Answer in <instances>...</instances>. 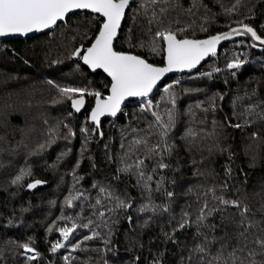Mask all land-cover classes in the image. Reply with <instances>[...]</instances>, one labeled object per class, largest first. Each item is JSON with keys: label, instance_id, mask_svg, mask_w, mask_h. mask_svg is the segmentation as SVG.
<instances>
[{"label": "snow or ice", "instance_id": "snow-or-ice-1", "mask_svg": "<svg viewBox=\"0 0 264 264\" xmlns=\"http://www.w3.org/2000/svg\"><path fill=\"white\" fill-rule=\"evenodd\" d=\"M219 7L221 13H212L203 0H191L186 9L181 0H0V37L26 36L35 32L44 33L49 39H56L58 35L61 41H66L62 46L67 52L65 58L74 62V73L82 74V66H86L93 73L98 69L103 70L107 78L102 89L92 87L91 81L84 86L47 81L55 93L50 104H70L72 111L68 112L69 117L73 112L80 113L86 107V98L92 100L84 123L79 127L83 139L79 158L72 170L74 184L64 197L61 214L46 228V233H58L59 236L50 242L48 251L52 254L61 249L67 251L62 257L63 264H79V258L73 255L77 251L115 254L113 238L119 231L121 219L126 220L129 225L134 222V216L129 213H135L136 225L141 229L147 228L156 216L171 213V202L176 194L169 191L167 185H174L176 181L164 173L169 169L176 171L166 161L180 147L173 135L181 115L178 107L179 94L175 91L181 81L177 79L164 85L159 99H154L155 90L166 74L192 73L206 58L217 57L218 45L222 41L246 37L249 43L245 45L241 41L238 47L264 48V23L259 25L258 30L246 22L254 18L253 9L246 0H234L228 6L219 3ZM242 8H246L247 12H242ZM200 9H204L205 14L199 17L200 24L197 25L195 17ZM170 10H179L189 19L182 22L179 16L173 18L169 15ZM221 14L228 21L223 26L226 30L209 33L205 24L215 22ZM141 17L145 21L143 25L139 23ZM233 17L238 18L233 20ZM126 20L131 23L122 33ZM197 28L199 32L205 33L203 38H197ZM117 41H120L119 46ZM14 55L19 56L18 53ZM157 57L159 61L156 60ZM19 58L24 60L23 57ZM248 61L247 52L233 53L230 56L226 53L225 69L235 77ZM61 62L53 60L51 63ZM24 63L27 64L28 61L24 60ZM221 71L219 67H212L207 72L198 71L197 76L211 78ZM183 91L187 93L194 90ZM256 94V89H252L251 93L245 91L243 95L233 96L232 116H226L223 122L213 119L210 130H196L191 126L185 128L180 136L183 147L189 152L203 151L202 145L211 141L207 148L209 152H227L229 159H232L235 154L231 152V145L224 147L221 144L222 133L228 129L247 133L244 137L248 141L244 154L249 158V167H255L264 150V135L261 134V128L264 127V99L253 101ZM225 95L213 94L208 98L207 107L203 101L189 105L185 114L193 121L197 117V111L204 114L211 111L214 115L217 100L223 101ZM131 98H138L135 101L138 107L131 113V120L120 129L119 152L114 156L108 151L109 144L104 145L106 161L116 164L115 175L111 177L115 186L113 183L94 180L90 190L76 188L75 185L83 179L76 175V169L89 151V143L97 136L100 139L104 137L101 118H118V114L127 116L124 108L127 103L132 102ZM148 116L151 119L144 120V127H133V123H140L141 117ZM233 120L236 122L233 123ZM44 123L47 125L48 121L45 120ZM61 128L65 130L63 133ZM249 129L254 130L248 132ZM75 136L76 132L72 127L58 121L55 126L47 129L44 142L38 144L29 155H38L58 139L70 142ZM68 151H61L49 167L55 168L67 156ZM87 158L92 161L91 166L95 169L93 158ZM224 172L226 180L219 185V194L215 185L204 188L197 195L198 206L195 213L182 209L178 220L175 216H170L168 223L171 231L162 230L165 243L179 244L175 238L178 231L195 229L193 240L198 242L189 247L187 256L181 255L176 264H264V204L253 211L238 195L236 198H226L224 193L229 189L227 178L232 176L231 167L226 165ZM32 175L31 166L21 167L11 184L22 186L26 178ZM122 177L130 178L134 183H125L120 188ZM43 183L46 182L32 179L26 183V187L34 189ZM129 187L135 189L138 195H131ZM93 190L96 192L94 197L90 194ZM238 192L239 188H234V193ZM157 196H162L163 202L157 203ZM77 201L80 210L75 215H65V209L75 210ZM55 203L50 202L52 205ZM187 207L191 208V205ZM230 208L236 211L225 216L224 213ZM86 210L89 213L87 216L84 215ZM20 211L24 213L29 209L22 207ZM257 212L259 219L256 218ZM215 213H220L221 221H227L235 231L230 234L222 230L223 234L217 236V226L208 223ZM141 216L146 217L142 222L139 220ZM173 221L175 226H172ZM13 222L9 218L7 225L10 226ZM16 223L19 224L20 221ZM80 229L87 230L88 234L73 243L75 233ZM95 241H99L102 247L89 249L88 243ZM34 243L33 237H28L25 242L7 241L6 248H0V261L7 260V251L15 257L23 258V264H39L42 254ZM164 256L165 250L153 254L149 264H164ZM139 259L138 256L134 257L130 264H137ZM49 264L52 262L49 261ZM83 264H88V261ZM103 264H109V261L104 259Z\"/></svg>", "mask_w": 264, "mask_h": 264}, {"label": "trees", "instance_id": "trees-1", "mask_svg": "<svg viewBox=\"0 0 264 264\" xmlns=\"http://www.w3.org/2000/svg\"><path fill=\"white\" fill-rule=\"evenodd\" d=\"M181 1L186 3V0ZM218 1L224 4L234 2V0H203L212 13H221ZM248 6L252 7L254 18L246 22L251 23L259 30V25L264 23V0H254ZM241 11L246 13L247 9L242 8ZM169 15L173 18L179 16L182 22L188 20L186 14L179 10H175V13L170 10ZM237 18L233 17V20ZM143 22L145 23L143 17H141L139 23ZM130 23V20L124 22L122 33L128 28ZM226 23L228 21L221 14L217 16L215 22L205 24V27L209 29V33L214 34L216 31H225L226 28L223 26ZM199 24L200 21H197V25ZM137 32H139V29H137ZM204 35L205 33L199 32L197 28V38H203ZM121 40H123V34L121 35ZM241 41H244L245 45L249 43L247 40H236L225 43L219 48L217 57L208 58L192 73L168 77L155 90L154 99H159L160 90L163 89L164 85L170 84L173 80L177 79L181 81L175 89L179 94L178 107L181 115L178 127L174 129L173 135V139L180 147L166 161L176 171L169 169L164 173L165 176L176 181L174 185H167L168 190L176 194L174 200L171 202V213L156 216L153 222L144 229L137 227L135 213H129L134 216V222L129 225L126 220L121 219L118 225L119 231L113 238V242L116 245L115 254L107 253L102 255L96 251H77L73 255L79 258V264H83L84 261H88V264H103L104 259H107L109 264H130L133 258L137 256L140 257L137 264H149V261L153 259V254L161 250H165L164 264H176L180 256H187V249L195 242H198L193 240L195 229L188 228L178 231L175 238L180 242L179 244H173L172 242L165 243L162 230L163 232L171 231V226L168 223L170 216H175L178 220L182 209L195 213V209L198 206L196 202L197 195L204 191V188L215 185L219 194V185L226 180L224 172L226 165L231 167L232 176L231 178H227L229 189L224 193L225 197L236 198L238 195L241 200L249 204L253 211H256L264 204V150L261 151L260 159L256 166L249 167V158L244 154V147L248 143L244 139L247 133H241L232 129H228L222 133L221 144L224 147L231 145V152L235 154L232 159H229L227 152L221 153L215 150L209 152L207 148L211 144V141L202 145L203 151L193 150L191 152L187 151L183 147V142L180 141V136L183 134L185 128L189 126L196 130L200 128L210 130L213 119L223 122L226 116L231 117V101L233 96L243 95L245 91L251 93L252 89H256L257 94L252 98L253 101L264 99V50L259 52L252 48H240L238 45ZM65 42L61 41L58 35L56 39H49L44 33L27 39L0 41V76L4 72L6 74H16V81L25 79L23 81L31 83L36 95L39 94L42 97H46L44 102L47 105L40 103L41 99L40 101H37L35 97L31 99V106L27 108V112H24L30 113L27 116V122L32 124V114H36L38 111H45L49 115L47 116L48 120L54 121L55 124L53 126L58 121H63L76 132V136L70 142L58 139L55 144L38 155H29V153L36 149L34 148L35 146L44 142L47 134L46 131L50 126H45L40 118H36V123L41 122L39 128H34L32 135L26 136L20 134V132H18L19 134L16 132L19 128H24L25 118L21 114L8 112V116L3 117L2 121H0L10 127L12 130L9 131L11 135L10 139L13 138V141H10L9 137L4 133L3 136L7 137L4 140L8 143L3 142V144H0V248H6V242L9 240L25 242L28 237H33L35 241L34 246L42 254L39 264H49V261L52 264H63L62 257L67 254L65 249L58 250L56 254L48 251L50 242L55 241L59 236L58 233H46V228L48 224L61 214L60 209L64 197L74 184L72 170L76 160L79 158L83 139L79 132V127L84 123L85 116L90 110L92 103L91 98H86V109L79 115L73 112L71 117L68 116V112L72 111L70 104H50V100L55 93L51 87H48L47 90L44 88L46 86L45 83L50 80L47 73L59 70L68 73L74 67V62L66 59V55H55L53 52L52 47L61 48V45ZM116 43L119 46L120 41ZM126 47L127 45H125ZM241 52L248 53L249 61L233 77L230 71L225 69V54L227 53L230 56L233 53ZM14 53H18L19 56H15ZM19 57H23L28 63L25 64L24 60H21ZM53 60H60L62 62L52 64ZM156 60L159 61V58L157 57ZM212 67H219L222 71L213 74L211 78L197 76L198 71L207 72ZM81 76L84 79L83 86L91 81L92 87L102 89L103 84L107 82V78L103 73L97 72L93 74L85 66H82ZM76 78L78 79V77ZM71 84L77 85L76 82H72ZM13 86H15L14 82L11 83L10 81L5 85L3 90H0V100L2 102L8 100L7 97L3 96V92L9 94L8 97L10 99H14L19 95L13 92L18 90V88ZM184 89L194 91L185 93ZM215 93L226 95L223 101L217 100V111L214 115L211 111L207 114L197 111V117L193 121L185 114V110L189 105H194L198 101H203L204 106L207 107L208 98ZM136 100H131L132 102L126 104L124 112L128 113L127 116L119 114L118 118H108L102 121L101 130L104 132V137L100 139L97 136L89 143V151L85 154V158L82 160L79 168L76 169V175L83 177L80 183L75 185L76 188L90 190L94 180L103 183H113L115 186V182L111 181V177L115 175L116 164L106 161L104 145L105 143L109 144L108 151L114 156L119 152L121 142L120 129L131 120V113L138 107L135 103ZM24 102L25 99L22 105ZM36 106L40 108L37 109ZM3 109H8V107H3ZM14 110L18 112V109L14 108ZM2 112L7 111L3 110ZM145 119H151V117H141L140 123H133V127H144ZM232 122L235 123L236 121L233 120ZM252 130L254 129H249L248 132ZM64 131V129L61 130L62 133ZM261 134L264 135V127L261 128ZM23 140L24 143H22ZM69 149L70 151H68ZM61 151H68L67 156L59 161L55 168L49 167L56 161V157ZM88 156H91L95 161V169L92 168V161L87 158ZM26 166H31L33 175L26 178L22 186L12 185L11 180L18 174L21 167ZM194 173H203V175H194ZM32 179H40L46 183L38 185L34 189H27L26 183ZM125 183L131 185L134 183V180L122 177L119 187L123 188ZM236 187L239 188L238 193H234V188ZM128 191L133 196L138 195L137 191L131 187H129ZM14 193L15 195H13ZM90 194L94 197L96 192L93 190ZM51 201H55V205L50 204ZM156 202H163V197L157 196ZM137 203H139V200H137ZM188 205H191V208H188ZM22 207L28 208L29 211L21 213L20 209ZM79 210V202L77 201L75 210L65 209L64 214L75 215V212ZM235 211V209L230 208L224 215L227 216L229 213ZM88 214L86 210L84 215L87 216ZM9 218H12L14 221L10 226L7 225ZM144 218L146 217L141 216L139 218L140 222ZM256 218H260L259 212H257ZM17 221H20V223L17 224ZM208 223L217 226L215 233L217 236L223 234L222 230H226L230 234L235 231L234 227L227 221H221L220 213H215L210 217ZM172 226H175V221H173ZM87 234V230L80 229L75 233L73 243L76 242V239H82V236ZM140 245H143V247L141 248ZM88 247L89 249H95L102 247V244L99 241L89 242ZM129 248H131V251H128ZM6 256L7 260L0 261V264H23V258L15 257L7 251Z\"/></svg>", "mask_w": 264, "mask_h": 264}, {"label": "rangeland", "instance_id": "rangeland-1", "mask_svg": "<svg viewBox=\"0 0 264 264\" xmlns=\"http://www.w3.org/2000/svg\"><path fill=\"white\" fill-rule=\"evenodd\" d=\"M254 0H246V3L247 4H250L251 2H253ZM186 3H184V1H181V3L183 4V7L184 6H186V8H188L189 7V5L191 4V0H186L185 1ZM187 2H188V4H187ZM219 3H222L221 1H218V4ZM224 4V3H223ZM226 6H228V5H230V4H225ZM185 8V9H186ZM173 13H175V10H171ZM204 15V11H203V9H200L199 10V12H197V16L195 17V19L197 20V21H200L199 20V17L200 16H203ZM187 16V15H186ZM187 18H188V16H187ZM189 19V18H188ZM142 25L144 24V22L143 23H141ZM62 46V45H61ZM52 49H53V52L55 53V55H60V54H64V55H67V52H66V50H65V47H61V48H56V47H52ZM63 55V56H64ZM73 68L74 67H72L70 70H69V72L68 73H64L63 71H52V73H50V72H48L47 73V75H48V79H50V80H54V81H56V82H58V83H62V84H71L72 82H76V84L78 85V86H83V83H84V79H83V77L81 76V73H74L73 72ZM76 77H78V79L76 78ZM15 78H17V75L16 74H6V72H4V73H1V76H0V90H3L4 88H5V85H7V83H9L10 81H11V83H13L14 82V85L15 86H13V87H15V88H18V90L17 91H13V92H15V93H18L19 95L17 96V97H15L14 99H10L9 97H8V95L9 94H7L6 92L4 93L3 92V96H5V97H7L8 98V100H5V101H1L0 100V121H2L1 119L3 118V117H6V116H8V112H13V113H15V114H21V116H23L25 119V123H24V128H19V130H17L16 132H17V134H19L18 132H20V134H22V135H26V136H30V135H32V132H33V129L34 128H39V124L42 122L45 126H46V124L44 123V121L45 120H47L48 121V126H53L55 123H54V121L53 120H48V117L47 116H49L48 115V113L47 112H39L38 111V113H36V114H32V116H33V120H32V124H29L28 122H27V116H29L28 114H30V113H24L26 110L28 111V107L29 106H31V99L32 98H37L36 100L37 101H40V99H41V101H40V103H45L44 102V100L46 99V97H42V96H40L39 94L38 95H36V93L34 92V90H33V88H32V86H31V83H28V82H25V81H23V80H25V79H21L22 81H16L17 79H15ZM46 84V86L44 87L46 90H47V88L48 87H50L49 86V84L48 83H45ZM33 86H34V84H33ZM33 90V91H32ZM24 99H25V102L23 103V105H22V102L24 101ZM46 104V103H45ZM22 105V106H21ZM26 105H27V107H26ZM47 105V104H46ZM3 107H8V109H3ZM14 108L15 109H18L17 111L18 112H15V110H14ZM36 108L37 109H39L40 107H37L36 106ZM20 109H23V110H20ZM3 110H6L7 112H2ZM26 111V112H27ZM34 113V112H33ZM36 118H40L42 121L40 122V123H36L35 122V119ZM43 118V119H42ZM6 123V122H5ZM8 124V123H7ZM63 129V128H62ZM61 129V130H62ZM9 131H12L11 129H10V127L9 126H7L6 124H4V123H1L0 122V144H3V142L4 143H6L7 141H5L4 139L5 138H7L6 136H3L4 135V133L9 137V140L10 141H13V138L12 139H10V137H11V135L9 134ZM45 131H46V129H45ZM47 132V131H46ZM29 134V135H28ZM23 137V136H22ZM27 140H28V138H27ZM8 143V142H7ZM22 143H24V140L22 141ZM22 145V144H21ZM37 145V144H36ZM37 146H35L34 148H36Z\"/></svg>", "mask_w": 264, "mask_h": 264}, {"label": "water", "instance_id": "water-1", "mask_svg": "<svg viewBox=\"0 0 264 264\" xmlns=\"http://www.w3.org/2000/svg\"><path fill=\"white\" fill-rule=\"evenodd\" d=\"M38 34H41V33H35V32H33V33H29V34H27L26 36H20V35H13V36H8V37H0V41H8V40H12V39H27V38H30V37H33V36H36V35H38ZM236 40H247L248 42H249V40H248V38H246V37H235V38H233L232 40H229V41H222L221 42V44L220 45H218V50H219V48L223 45V44H225V43H229V42H233V41H236ZM253 50H255V51H263L264 50V48H260V47H257V48H254ZM208 58H206L204 61H202L201 62V64L203 63V62H205L206 60H207ZM200 64V65H201ZM200 65H198L197 66V68L200 66ZM86 67V66H85ZM87 68V67H86ZM89 70V69H88ZM91 73H93L91 70H89ZM195 70H193V72H194ZM97 72H101V73H103V70H96V72H94V73H97ZM93 73V74H94ZM185 73H187V72H185ZM185 73H177V72H172V73H168V74H166V76H165V78H163V80H162V82L163 81H165L168 77H171V76H173V75H182V74H185ZM105 76H106V74L105 73H103ZM161 82V83H162ZM160 83V84H161ZM136 99H138V98H131V100H136ZM87 105V104H86ZM86 109V107L84 108V109H82V111L80 112V113H76L77 115H79V114H81L84 110ZM75 113V112H74ZM119 115V114H118ZM108 118H111V117H102L101 118V120L103 121V120H105V119H108Z\"/></svg>", "mask_w": 264, "mask_h": 264}]
</instances>
